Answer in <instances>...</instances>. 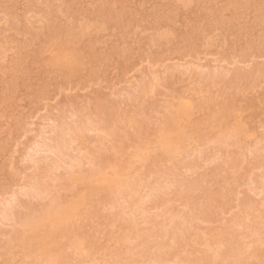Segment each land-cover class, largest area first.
Instances as JSON below:
<instances>
[{"label": "rangeland", "instance_id": "obj_1", "mask_svg": "<svg viewBox=\"0 0 264 264\" xmlns=\"http://www.w3.org/2000/svg\"><path fill=\"white\" fill-rule=\"evenodd\" d=\"M0 264H264V0H0Z\"/></svg>", "mask_w": 264, "mask_h": 264}]
</instances>
